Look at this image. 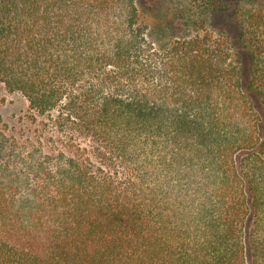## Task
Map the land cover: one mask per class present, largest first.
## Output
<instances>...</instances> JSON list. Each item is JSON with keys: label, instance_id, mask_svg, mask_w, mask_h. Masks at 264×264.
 I'll return each instance as SVG.
<instances>
[{"label": "trees", "instance_id": "trees-1", "mask_svg": "<svg viewBox=\"0 0 264 264\" xmlns=\"http://www.w3.org/2000/svg\"><path fill=\"white\" fill-rule=\"evenodd\" d=\"M245 10L264 117V10ZM0 82L89 147L0 125V264H264V120L228 36L158 51L136 0H0Z\"/></svg>", "mask_w": 264, "mask_h": 264}, {"label": "rangeland", "instance_id": "rangeland-1", "mask_svg": "<svg viewBox=\"0 0 264 264\" xmlns=\"http://www.w3.org/2000/svg\"><path fill=\"white\" fill-rule=\"evenodd\" d=\"M208 1L136 0V3L142 22L147 26V39L158 51L166 50L176 40L192 38L204 30L218 36H228L234 62L241 68L242 90L264 120L261 97L250 85L251 55L243 47L239 28L229 17L237 2L242 4L245 11L252 13L264 10V0H224L228 10L217 13L206 10L205 3ZM53 120L54 115L32 116L27 100L19 93H9L0 82V125L9 135L15 136L20 143L43 149L45 154L73 151L87 156L89 147L86 141L78 137L71 141V136L61 132ZM262 132L264 135L263 125Z\"/></svg>", "mask_w": 264, "mask_h": 264}]
</instances>
